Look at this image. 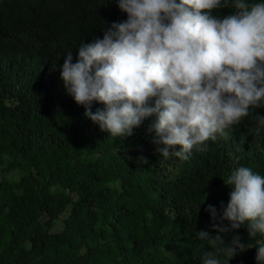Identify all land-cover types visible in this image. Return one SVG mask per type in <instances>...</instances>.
<instances>
[{
	"label": "trees",
	"instance_id": "trees-1",
	"mask_svg": "<svg viewBox=\"0 0 264 264\" xmlns=\"http://www.w3.org/2000/svg\"><path fill=\"white\" fill-rule=\"evenodd\" d=\"M227 4L211 14L238 11ZM127 18L119 0H0V264H203L209 252L220 264H259L264 234L249 237L248 221L225 233L212 224L230 228L219 218L233 171L264 177V101L181 159L158 151L167 146L155 114L111 136L67 92V52L75 63L82 42ZM235 236L244 247L230 254Z\"/></svg>",
	"mask_w": 264,
	"mask_h": 264
},
{
	"label": "clouds",
	"instance_id": "clouds-1",
	"mask_svg": "<svg viewBox=\"0 0 264 264\" xmlns=\"http://www.w3.org/2000/svg\"><path fill=\"white\" fill-rule=\"evenodd\" d=\"M227 6V0H119L127 20L113 22L102 39L82 42L75 63L67 52L61 72L67 92L111 136H131L134 126L155 114L157 142L167 146L158 151L187 159L194 146L215 140L216 133L227 135L225 129L247 116L250 106L264 101V3L235 0L234 14H211ZM151 98L154 106H148ZM93 100L106 110L92 113ZM175 145L180 150L170 152ZM226 184L233 190L219 219L230 221V228L212 227L225 233L248 221L249 237L264 234V177L241 166ZM206 210L215 221L216 208ZM199 237L211 235L200 231ZM216 241L224 243L219 234ZM243 247L235 236L227 251ZM202 259L220 264L210 252ZM256 260L264 264V244Z\"/></svg>",
	"mask_w": 264,
	"mask_h": 264
}]
</instances>
